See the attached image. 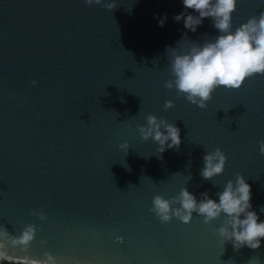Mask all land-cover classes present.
I'll list each match as a JSON object with an SVG mask.
<instances>
[{
	"label": "water",
	"instance_id": "1",
	"mask_svg": "<svg viewBox=\"0 0 264 264\" xmlns=\"http://www.w3.org/2000/svg\"><path fill=\"white\" fill-rule=\"evenodd\" d=\"M115 3L109 11L84 0H0V229L38 226L27 254L57 264H264V239L239 251L221 243L223 214L205 224L193 213L185 224L149 211L155 195L181 188L218 199L240 173L264 220V74L218 87L199 108L165 87V49L214 39L211 18L193 33L173 20L182 0ZM261 11L264 0H237L232 30ZM148 115L174 123L180 145L157 153L143 140L137 128ZM217 148L224 171L205 180L203 156Z\"/></svg>",
	"mask_w": 264,
	"mask_h": 264
},
{
	"label": "clouds",
	"instance_id": "2",
	"mask_svg": "<svg viewBox=\"0 0 264 264\" xmlns=\"http://www.w3.org/2000/svg\"><path fill=\"white\" fill-rule=\"evenodd\" d=\"M84 3L88 6L101 5L109 11L117 7L115 0L103 4L102 0H84ZM182 3L185 11L173 16L175 22L182 20L183 27L195 33L205 18H211L219 35L214 39H204L202 43L188 40L187 50L179 52L177 47H166L167 64L173 77L165 82L167 89L175 88L177 97L183 96L191 104L205 108L218 87L239 89L246 78L264 74V11L250 17L233 31L232 13L236 10L237 0H182ZM189 9L198 15L191 14L187 11ZM166 19L165 14L158 19L157 26L163 27ZM31 83L35 85L36 81ZM171 107L172 102L165 101L164 110ZM145 121L146 124L138 126L137 130L143 140L151 138L157 145V153L180 145V129L174 123L158 119L155 115L146 116ZM118 147L127 154L128 144ZM259 153L264 155V140L259 142ZM225 163L226 156L219 148L205 152L200 176L211 181L214 176L223 173ZM215 195L218 199H211L207 192H203L197 200L187 188H181L170 199L155 195L149 211L161 223H168L175 217L185 224L190 222L193 213L203 217L205 224L223 214L221 225L214 229L223 245L230 243L234 251L243 247L259 249L264 239V220H260L257 213L251 210V187L244 176L237 173L235 181L228 180ZM34 214L41 220L46 219L41 212ZM37 230L38 226L34 224L26 225L19 235L9 233L6 228L0 229V264H57V258L48 253L44 254V259H34L27 254ZM44 243L42 240L41 244ZM16 248L25 253L21 258H14V253L8 251ZM248 264H251V260Z\"/></svg>",
	"mask_w": 264,
	"mask_h": 264
}]
</instances>
